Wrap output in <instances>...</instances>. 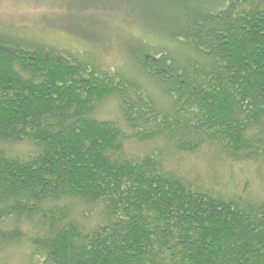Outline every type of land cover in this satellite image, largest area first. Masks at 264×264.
Masks as SVG:
<instances>
[{
    "label": "trees",
    "instance_id": "1",
    "mask_svg": "<svg viewBox=\"0 0 264 264\" xmlns=\"http://www.w3.org/2000/svg\"><path fill=\"white\" fill-rule=\"evenodd\" d=\"M130 1L149 27L129 38L135 77L0 29V251L27 242L31 264H264V193L217 185L219 166L264 174V0ZM106 99L120 121L95 117ZM129 143L157 145L129 156ZM20 144L33 150L6 154ZM197 154L210 176L183 169Z\"/></svg>",
    "mask_w": 264,
    "mask_h": 264
},
{
    "label": "rangeland",
    "instance_id": "2",
    "mask_svg": "<svg viewBox=\"0 0 264 264\" xmlns=\"http://www.w3.org/2000/svg\"><path fill=\"white\" fill-rule=\"evenodd\" d=\"M140 12L130 0H0V29L65 53L84 55L103 69L135 77L138 74L132 65L135 40L129 38L149 34L148 14ZM143 84L152 89L144 80ZM95 117L120 121L116 101H103ZM119 124L125 130L122 123ZM156 145L129 143L125 152L129 156H140ZM4 150L7 155L22 156L33 148L20 144L6 146ZM183 161L187 162L184 170L192 168L200 175L210 176L211 169H215L202 154L186 156ZM217 171L218 188L226 193L251 196L264 193L261 180L264 174L259 178L251 166H219ZM29 254L27 242H22L0 251V264H31Z\"/></svg>",
    "mask_w": 264,
    "mask_h": 264
}]
</instances>
